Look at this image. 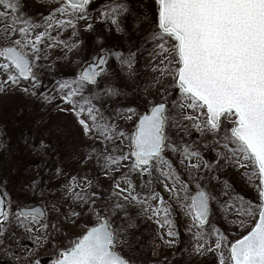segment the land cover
Wrapping results in <instances>:
<instances>
[{"label": "snow or ice", "instance_id": "snow-or-ice-1", "mask_svg": "<svg viewBox=\"0 0 264 264\" xmlns=\"http://www.w3.org/2000/svg\"><path fill=\"white\" fill-rule=\"evenodd\" d=\"M56 3L47 18L37 19L24 11L22 0H0V92L19 89L47 103L59 97L92 141L84 146L81 164L91 161L111 184L105 189L91 170L69 173L57 165L49 171L59 181L56 187H48L51 180L41 184L38 175L21 186L28 199H13L8 177L0 176L4 251L17 264H42L38 250L47 246L54 249L49 264H135L123 251L126 230L113 220L118 211L129 216L134 206L157 225L168 247L180 242L177 216L186 220L189 257L211 254L214 264H264V0H151L150 9L139 14L130 0H104L91 10L93 0ZM129 13L137 33L143 29L139 43L106 46L98 35L85 59V33L95 31L96 22L126 33L122 19ZM54 49L62 50L58 59L74 54L78 70L41 93V72L55 66L41 62ZM145 53L159 73L154 83H171L144 109L123 103L111 109L122 93L105 79L110 63L134 75ZM192 130L199 136L190 142ZM197 143L210 145L215 159L208 160ZM221 160L244 169L258 193L255 202L222 180ZM213 181L222 190L215 191ZM214 204L225 219L234 216L229 223L238 226L236 235L213 223ZM63 224L78 229L65 244L57 240L67 235ZM9 234L23 255L12 248ZM25 239L33 247L20 243Z\"/></svg>", "mask_w": 264, "mask_h": 264}, {"label": "rangeland", "instance_id": "rangeland-1", "mask_svg": "<svg viewBox=\"0 0 264 264\" xmlns=\"http://www.w3.org/2000/svg\"><path fill=\"white\" fill-rule=\"evenodd\" d=\"M22 3L24 11L37 19L40 17L47 18L51 9L57 6L56 0H22ZM103 3L104 0H93L90 10L98 9ZM130 3L133 12L138 14L150 9L151 6V0H130ZM122 24L126 33H118L114 28L112 31H108V27L111 26L96 22L95 31L85 33V48L81 52L85 59L90 57L98 35L103 37L106 46L117 45L125 49L132 46L134 48L139 43L140 36L144 34L143 29L140 28L139 33H137L135 17L131 13L123 17ZM63 35L66 37L68 32ZM61 56L62 50L54 49L51 50L49 57L41 62L44 65H55L54 67H46L41 72L43 81V87L39 89L41 93H50L61 76L67 78L77 72V66L71 62L76 60V56L70 54L67 60L58 59ZM110 68L112 73L105 79L113 81L115 87L120 89L122 93L121 96L111 101V109L117 108L122 103L124 106L134 104L138 109H144L150 100L160 98L159 90L161 87L171 83L169 79L165 78H161L159 84L154 83L159 73L153 71L151 62L146 59V53L138 58L134 75L117 68L114 61L110 63ZM173 97H175V92H172L170 98ZM66 107L61 103L59 97L51 103H47L39 96H31L19 89L0 92V134L2 137L0 176L8 177L7 188L13 199L18 197L28 199V197L22 196L21 186L38 175L43 178L41 184L46 180H51L48 187H56L59 181L53 179L49 175V171L57 165H62L64 171L69 173H83L86 170H91L100 179L105 189L110 186L111 181L105 179L100 174L99 168L91 161L81 164L80 161L85 153L84 146L92 141L84 137L75 117L63 110ZM169 134L174 140L179 138L176 130L171 128ZM179 136H184V133L180 132ZM198 136L199 133L192 130L190 142L196 141ZM186 139L188 138L186 137ZM41 141H44L46 147L41 146ZM33 146H36L35 150ZM197 146L201 147L199 143ZM201 151L208 160H214L216 157V153L210 145L201 147ZM169 155L171 156V153ZM174 163L183 171V166L179 164L178 160H174ZM220 163L221 168L218 174L222 180L230 182L236 193L255 202L258 193L243 175L244 169L230 164L225 165L223 160ZM137 184L139 185L138 179ZM212 187L219 192L223 185H218L217 182L213 181ZM40 199L46 200L47 198L41 197ZM221 199L227 200L228 197L224 196ZM213 208L215 213L212 218L213 223L218 224L223 229L231 227L233 229L232 234L236 235L238 226L229 223V220L234 219V216L230 215L225 219L215 204ZM128 211L129 216H124L122 211L116 212L113 220L116 226L126 230L123 251L135 260V264H154V262L157 264H214L215 257L211 254L203 257L198 255L189 257L185 249L190 246V237L184 231L187 221L182 217L177 216L178 227L181 231L180 242L174 247H168L157 236V225L153 221L139 215L134 206H130ZM62 226L67 235H59L57 240L59 243L65 244L72 233L78 229L70 224H63ZM13 231L22 235L20 230L15 227H13ZM9 238L12 241V248L16 250L17 254L23 255L15 238L11 237L10 234ZM20 243L29 248L33 247L32 241L28 239ZM53 251L51 246L39 248L38 255L42 264H49L50 259L54 258ZM0 264H17L14 257L4 251L2 245H0ZM23 264H27V261H24Z\"/></svg>", "mask_w": 264, "mask_h": 264}, {"label": "water", "instance_id": "water-1", "mask_svg": "<svg viewBox=\"0 0 264 264\" xmlns=\"http://www.w3.org/2000/svg\"><path fill=\"white\" fill-rule=\"evenodd\" d=\"M1 140H2V137H1V134H0V144H1ZM160 264V263H159Z\"/></svg>", "mask_w": 264, "mask_h": 264}]
</instances>
